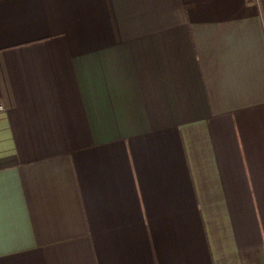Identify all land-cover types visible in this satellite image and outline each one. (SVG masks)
I'll return each mask as SVG.
<instances>
[{
    "label": "crops",
    "instance_id": "crops-1",
    "mask_svg": "<svg viewBox=\"0 0 264 264\" xmlns=\"http://www.w3.org/2000/svg\"><path fill=\"white\" fill-rule=\"evenodd\" d=\"M0 264H264V0H0Z\"/></svg>",
    "mask_w": 264,
    "mask_h": 264
},
{
    "label": "built area",
    "instance_id": "built-area-1",
    "mask_svg": "<svg viewBox=\"0 0 264 264\" xmlns=\"http://www.w3.org/2000/svg\"><path fill=\"white\" fill-rule=\"evenodd\" d=\"M3 112H5V108L3 105L0 104V113H3Z\"/></svg>",
    "mask_w": 264,
    "mask_h": 264
}]
</instances>
